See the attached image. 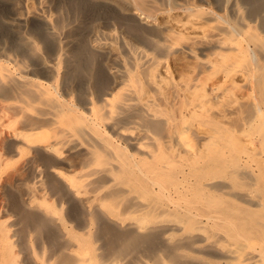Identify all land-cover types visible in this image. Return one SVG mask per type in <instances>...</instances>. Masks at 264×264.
Returning a JSON list of instances; mask_svg holds the SVG:
<instances>
[{"label":"rangeland","instance_id":"1","mask_svg":"<svg viewBox=\"0 0 264 264\" xmlns=\"http://www.w3.org/2000/svg\"><path fill=\"white\" fill-rule=\"evenodd\" d=\"M260 5L0 0V264H214L225 239L263 244ZM127 84L148 118L101 110Z\"/></svg>","mask_w":264,"mask_h":264},{"label":"bare ground","instance_id":"2","mask_svg":"<svg viewBox=\"0 0 264 264\" xmlns=\"http://www.w3.org/2000/svg\"><path fill=\"white\" fill-rule=\"evenodd\" d=\"M263 1L264 0H247V2L252 3L253 5H256V6L259 5V8L262 7L260 4ZM242 42H243V40L234 39V40H231L230 41V45L229 46H230L231 49L237 48V51L238 52H241L242 51ZM131 54H134L135 57L132 55L134 59L136 57H137V59L140 58L139 59L140 62H142L141 60L143 59L144 64H145V62L151 60L150 57H149V55L146 54V53H144V52H142L141 50H137V51H135L133 53H130V55ZM132 56H131V58H132ZM133 58H132V60H133ZM135 62H137V60ZM227 71H229V70H227ZM228 74H229V72H227L225 74V77H228L229 76ZM4 75H7L6 72H3V70L0 69V77H4ZM120 90H123V91L119 92L116 96L115 95H112L110 97H107L103 101L104 104H103V106H102L103 108H101V110H103V112L107 113L110 117H112L115 114L116 110L124 109V107L131 106L132 103L138 99V98H136V93L133 91L132 86H130V85L127 84V85H125L124 88H122ZM41 91H42V89H41ZM142 101L139 102L137 100V102H139V107H141V110L143 109L145 111V113H143L144 111L142 112L139 107H138V109L144 115L145 114H151V113H149V112H151L149 110L150 106H147L146 104H148V103H145L147 101V99H146V101L144 100L145 102L143 101L144 103H142ZM140 103H141V105H140ZM194 104H195L194 107H196V102ZM148 105H150V104H148ZM146 106L148 108H146ZM144 108H146V109H144ZM146 110H148L149 112L146 111ZM146 112H148V113H146ZM91 113H92V116H93V121H96L95 123H97V121H98V123H101V122L103 123L104 118L101 115V113L99 115V110L93 108V109H91ZM154 115L156 116V114H154ZM151 116H153V115H149L150 119H151ZM145 117L148 118V116H146V115H145ZM153 119H154V117H152L151 120H153ZM140 128H141V126H140ZM136 129H137V127H136ZM188 129H189V127L187 125H185L182 128H180L179 130L177 129L174 132V135H175V138L174 139H176L177 143L181 144L182 147H183L182 144L189 142V141L186 140L187 133H188ZM139 130L140 129L138 127L137 131L139 133H137V131H136V134L134 133V135L138 136L139 134L142 133L141 134L142 136L139 135V137L135 138V140L138 141L139 148L143 152L147 153L146 151H148V145H149L148 143H150L152 141V139H153V137L150 135V134H152L153 131H151L150 129H149V131L147 129H143L142 130L143 132H141V130L140 131ZM146 130L148 132H151V133H148ZM118 134H124V132L118 131ZM129 135H130V133H129ZM134 135L132 134V136H134ZM184 141H187V142H184ZM185 145H187V144H185ZM184 147H186V146H184ZM187 148H188V145H187ZM150 157H151V159L149 161L154 162L156 160L155 159L156 158L155 155H151ZM145 177L147 178V176H145ZM40 226H41V228L43 227V225H40ZM227 237L228 236H225V238H227ZM236 237H238V236H235V237L233 236V239L236 238ZM230 238H231V236H230ZM246 238H247V236L246 237H243V239H242V237L241 238L238 237L237 240L239 242H242V240L245 242L244 239H246ZM231 239L230 240L225 239V242L227 243V245L226 246H223V251H222L221 257H220L219 260L215 261L214 264H264V243L258 245L259 242H257L258 241L257 240V241H255V242H257V244H254V245H257V246H254V245L253 246L252 245L249 246V245H247V243H238L237 240L235 242V239L233 241H231ZM240 239H242V240L240 241ZM261 239H263V238H261ZM247 240H248V238H247ZM263 240H261V241L264 242ZM259 241H260V239H259ZM255 242H252V244L255 243Z\"/></svg>","mask_w":264,"mask_h":264}]
</instances>
